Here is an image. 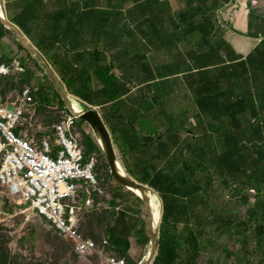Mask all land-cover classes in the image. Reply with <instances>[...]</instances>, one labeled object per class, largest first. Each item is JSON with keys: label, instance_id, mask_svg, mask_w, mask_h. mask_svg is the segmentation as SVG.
<instances>
[{"label": "crops", "instance_id": "crops-1", "mask_svg": "<svg viewBox=\"0 0 264 264\" xmlns=\"http://www.w3.org/2000/svg\"><path fill=\"white\" fill-rule=\"evenodd\" d=\"M249 1L1 0V8L64 90L98 110L134 181L154 190L147 181L157 173L176 178L185 164L195 168L199 161L200 187L213 194L236 188L239 204L248 201L246 191L256 197L258 188L264 190V32L255 31L259 20L250 28V14L258 10ZM202 11L214 12L213 19ZM26 53L0 23V63L22 87L42 90L46 84ZM162 63L172 66L169 76L185 78L171 90H185L178 106L187 109L186 127L179 117L167 130L165 119L151 111ZM184 152L189 161L184 162ZM228 158L242 167L236 181L226 176ZM109 184L95 209L106 215L101 236L112 240L111 253L136 260L145 234L139 200ZM195 206L202 221L196 223L198 217L190 213L192 231L206 220L204 209ZM208 223L199 228L205 234Z\"/></svg>", "mask_w": 264, "mask_h": 264}, {"label": "rangeland", "instance_id": "rangeland-1", "mask_svg": "<svg viewBox=\"0 0 264 264\" xmlns=\"http://www.w3.org/2000/svg\"><path fill=\"white\" fill-rule=\"evenodd\" d=\"M252 2L256 4V8L254 6L252 8L258 10L256 15L260 16L261 14L264 16V0H250L249 4ZM253 14L255 13L253 12ZM255 29L264 32V17L259 20V24H256ZM47 68L49 69L48 66ZM33 69L43 79L41 67L33 65ZM170 72H173L172 66L167 68L162 63L159 73L162 81L155 82L152 86L154 91L151 93L153 99L152 105L154 106L151 110L153 111V116L158 119L164 118L167 130L170 128L169 122L176 125L179 123V117L182 118L181 127H186L184 125L185 120L183 119L187 110L178 106L181 98L185 96V90H171L173 83H178L179 80H182L183 83L181 84H184L185 78L178 77L177 75L169 76ZM15 78L16 75L12 70H9L6 75L0 76V93L7 97H14L15 94L19 93L23 88V83L16 81ZM44 88L48 97L50 96L52 99L50 100L49 97L48 103L44 105L45 107L33 105L34 111L31 110V118H27L29 114L25 115L26 120L20 130L25 134L26 138L40 139L53 123L68 121L67 117L72 118L74 116L69 113L64 104V108H58L53 102L56 101L55 96L51 94L52 92L48 89L47 85ZM70 100L80 106L75 105V108L79 109L82 113L85 112L84 110H89L99 114L97 109L89 108L72 96ZM70 126V132L79 143H82L85 132L91 137L93 135L90 130L74 120ZM171 127L174 129L173 125ZM115 149L117 150V148ZM116 153L119 159L118 151ZM92 155H95L97 159L95 174L99 187L104 193L102 197L105 198L110 187L109 172L111 170L106 157L104 159L98 153ZM184 155H186L184 156V162L189 161L190 158L187 156V153ZM209 168L212 169L211 167ZM211 172L210 170L209 173ZM207 188L206 193H201L202 195L199 196L205 201V204L202 206L206 220L209 223L206 228L207 233L202 237L201 246L205 250L201 252L198 264H264V230L260 232V228H258L259 223L264 225V195L261 198L263 207L261 206L257 210L255 207L256 197L253 191H246L245 194L249 195L248 201L238 204L234 198L237 193L236 188L232 187L228 190L220 189V193L217 194H213L214 190L210 189V187ZM148 189L155 195L159 204L156 208L150 209L151 214L153 213L159 217L158 228L163 212V202L158 192L150 188ZM98 200H101V198H98ZM139 204L141 206L140 216L143 218L141 228L145 229L144 221H146L149 214L147 215L145 204L142 201H139ZM197 210L200 211L199 209ZM216 215L222 216L223 224L215 222L214 218ZM252 215H256L255 218H252ZM230 216H234L233 219H237L236 221L233 220V223L228 224L227 220H229ZM131 217L134 218L133 215ZM105 223L106 215L103 212L93 210L85 217L83 232L86 237L92 239L98 246L102 245L104 240L101 235L103 234ZM241 223H243V226ZM170 226L171 221H168L167 227ZM178 226L181 227L182 224ZM191 228L188 227L187 232ZM182 230L183 233H186L184 229ZM178 232L181 231L178 229ZM144 239H146V233L144 234ZM148 242L147 240V243H143L142 253L137 260H132L126 256L128 264H142V260L148 249ZM156 253L157 247L154 257ZM0 264H101V258L96 253H75L70 243L58 237L48 224L43 222L39 217L34 216L26 206L14 203L0 195Z\"/></svg>", "mask_w": 264, "mask_h": 264}, {"label": "built area", "instance_id": "built-area-1", "mask_svg": "<svg viewBox=\"0 0 264 264\" xmlns=\"http://www.w3.org/2000/svg\"><path fill=\"white\" fill-rule=\"evenodd\" d=\"M9 70L0 63V76ZM30 94L27 87L14 97L0 93V195L26 206L75 253H96L101 264H128L105 252V240L98 246L82 230L84 214L99 205L94 193L103 192L95 174V155L85 156L70 132L73 120L53 123L40 139L26 138L20 130L25 115L31 118L34 111Z\"/></svg>", "mask_w": 264, "mask_h": 264}, {"label": "trees", "instance_id": "trees-1", "mask_svg": "<svg viewBox=\"0 0 264 264\" xmlns=\"http://www.w3.org/2000/svg\"><path fill=\"white\" fill-rule=\"evenodd\" d=\"M202 14H204V16L205 15L207 16L208 21H211L213 19L214 12L202 11ZM185 15L187 17V23H189L190 17H188V14ZM262 17L264 16L262 15ZM262 17L255 15L253 13L250 14V24H251L250 28H252V24L255 20H261ZM187 31H191V30L187 28ZM256 32H260V31L258 30ZM254 34L255 33H252V35ZM26 56L27 59L30 60L35 67H38V65L31 59V57L27 53ZM106 78L107 79L109 78L107 74H106ZM43 79L48 89L52 92L51 94H53L56 98V101H53L54 104L58 108H64L63 102L59 99L52 85L44 75H43ZM61 80L65 84L64 78L61 77ZM73 94L75 93L73 92ZM30 95L32 96V100L33 101L35 100L34 102L36 103L34 105H36V107L37 106L45 107L44 105L48 103L50 97V96L48 97L45 88H43L42 90L35 89V91L31 89ZM51 99L52 98L50 97V100ZM74 121L78 122L79 124H82L86 129L90 131L92 130L90 125L87 124L82 119L75 118ZM49 130L50 128L47 131ZM82 139H83L82 143L80 144L81 146L84 145L83 148H84L85 156L98 153V155L102 156L105 159L106 156L102 151V149L100 148L101 146L98 144V142L96 141L93 135L91 137L87 132H85ZM232 159L233 158H228L226 160L227 161L226 176L233 177L234 181H236L238 176L240 177V173L242 172V167H237L236 165H234V163L232 164ZM187 164L189 165L186 166L185 164L186 168L183 171H178L177 173H175L176 178H172L170 176V173H157L155 176H153L150 180L147 181L150 187L159 193L163 202V212L161 215V222L159 225V235L157 241V253L152 264H198V259L200 257V254L205 250V249L203 250L201 246L202 237L205 234V230H201L199 228L205 227V224L208 221L205 220L202 224H199V226L195 228L193 231L189 230L187 232V228L191 227V223L193 222L190 219V213H192L195 217H198L197 219L199 221L195 220L196 223L202 221V216L199 215V213H196L197 207L195 205H198L203 208L202 205L205 204V201H203V199L200 198L199 197L200 195L198 196V194H200V192L203 193L204 191H206L207 188H201L199 185L198 175L201 174V172L198 171L201 168V163L197 161L196 165H194L195 168H190V163ZM185 171H187L186 175H184ZM109 175H110V182H112L115 186H117L119 191H121V193H123L125 196L135 197L136 199L141 201V199L135 193L128 190L125 186L119 183L114 178L111 172H109ZM257 190L258 193L255 198L256 199L255 207L257 210H259L261 206L263 207L261 198L264 195L263 194L264 190L260 188H258ZM197 191H199V193H197ZM100 197H101L100 194L96 192L94 193V198L97 204L99 202L98 198ZM197 200L198 203H194V201ZM97 207H99V205L93 207L84 214V221L86 215L93 210L95 211ZM255 216L256 215H252V218H255ZM233 217L234 216H230L229 220H227L228 224L231 222L233 223L234 222L233 220L236 221L237 218L233 219ZM214 219L215 222L218 224L223 223L222 216L216 215ZM168 221H171L170 227H167ZM144 222H145L144 232L146 233V239H144L143 243L145 244L148 240V234H147L148 230H147L146 221ZM179 224H182V228L186 231V233H183L182 231L178 232L177 227ZM241 225L243 226V223H241ZM258 228H260L259 229L260 232H263L264 225L259 223ZM104 240H107L106 241L107 243L103 245L105 248L104 249L105 252L109 254H113L109 251V247L111 248L110 245H113L112 240L108 238ZM142 250L143 248L141 247L138 256L136 257V260L137 258H139V255L142 253L141 252ZM123 252L122 254H124ZM113 255L117 257H123L127 261V257L125 255H117V254H113Z\"/></svg>", "mask_w": 264, "mask_h": 264}, {"label": "bare ground", "instance_id": "bare-ground-1", "mask_svg": "<svg viewBox=\"0 0 264 264\" xmlns=\"http://www.w3.org/2000/svg\"><path fill=\"white\" fill-rule=\"evenodd\" d=\"M0 23L13 31L14 35L19 40V44L21 45V47L24 48V50L30 55L31 59L38 65V67H41L44 76L52 85L59 99L66 106V109L69 111V113H71L72 116L74 115L72 118H68L72 120H74L75 118H79L90 125L93 136L98 142V144L101 146L100 148L103 150L106 156L109 168L114 178L123 186H125L128 190L135 193L141 199L142 203L145 204L147 215L149 214L148 218L146 219L149 242L147 252L145 253L144 258L142 260V264H150L153 258H155L154 254L156 252L157 240L159 235V226L157 228L159 217L157 215H154L153 213L151 214L150 212V209L152 210L154 207L156 208L157 206H159L155 195L147 187L136 183L131 178V176L124 170L122 164L118 159L111 136L105 124L102 122L100 116L93 111L84 110L85 112L82 113L81 111H79V109L77 110V108H75V105L77 104L70 100L71 96L64 90V87L58 77L47 68L44 61L39 57L38 53L35 52L33 47L26 41V39H24V37L12 25L8 23V21L4 17L3 10L1 9V7Z\"/></svg>", "mask_w": 264, "mask_h": 264}, {"label": "water", "instance_id": "water-1", "mask_svg": "<svg viewBox=\"0 0 264 264\" xmlns=\"http://www.w3.org/2000/svg\"><path fill=\"white\" fill-rule=\"evenodd\" d=\"M99 115V114H98ZM100 116V115H99ZM101 118V117H100ZM102 120V119H101ZM103 122V121H102ZM104 123V122H103ZM136 182V181H135ZM137 183V182H136ZM138 184H140V183H138ZM142 185V184H141ZM143 186V185H142ZM143 200V199H142ZM156 256V255H155ZM153 260H154V258H153ZM153 260H152V262H153ZM152 262L150 263V264H152Z\"/></svg>", "mask_w": 264, "mask_h": 264}, {"label": "clouds", "instance_id": "clouds-1", "mask_svg": "<svg viewBox=\"0 0 264 264\" xmlns=\"http://www.w3.org/2000/svg\"><path fill=\"white\" fill-rule=\"evenodd\" d=\"M252 3L255 4L254 2H252ZM252 3H251V4H252ZM0 7H1V0H0ZM1 9H2V8H1ZM99 188H100V187H99ZM102 192H103V191H102ZM100 195H101V194H100ZM105 241H107V240H105Z\"/></svg>", "mask_w": 264, "mask_h": 264}]
</instances>
